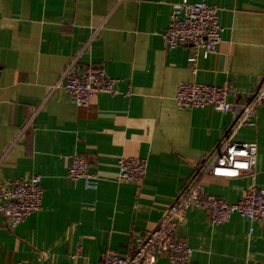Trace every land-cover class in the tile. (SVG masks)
I'll return each instance as SVG.
<instances>
[{"label":"crops","instance_id":"0c3cea01","mask_svg":"<svg viewBox=\"0 0 264 264\" xmlns=\"http://www.w3.org/2000/svg\"><path fill=\"white\" fill-rule=\"evenodd\" d=\"M179 1L0 0V183L39 174L44 189L42 208L16 229L0 213V264H102L107 250L128 251L226 136L258 144L256 167L234 179L205 176L208 193L234 204L251 185L264 187V106L254 125L233 131L236 111L181 109L175 100L181 82L227 85L239 94L231 101L252 99L264 81V0H190L217 6L223 27L217 53L198 52L196 73L193 49H169L164 38ZM77 57L80 67L104 65L119 93L79 106L54 89ZM76 154L98 173L97 186L68 178ZM128 156L149 161L140 183L118 182ZM176 237L195 249L187 264L264 262V219L234 214L214 225L193 209Z\"/></svg>","mask_w":264,"mask_h":264},{"label":"built area","instance_id":"2783aa9c","mask_svg":"<svg viewBox=\"0 0 264 264\" xmlns=\"http://www.w3.org/2000/svg\"><path fill=\"white\" fill-rule=\"evenodd\" d=\"M222 31L217 6L203 1L181 0L171 4L170 21L164 38L169 49L182 45L193 49L194 53L188 58V62L196 73L198 52L202 51L204 58L217 53ZM77 63L78 57L69 64L54 89L63 87L79 106L88 105L91 98L98 93H119L118 80L106 72L104 65L89 63L80 67ZM231 95L236 99L239 97L238 92L232 91L227 85L181 82L175 100L181 109L212 106L221 112L236 111L238 118L233 131L244 124L254 125L253 119L264 106V81L258 92L246 103L239 100L231 101L229 99ZM30 124L31 120L19 132L13 143L25 134ZM257 153V143L233 142L226 136L209 154L181 195L164 212L155 229L144 235L137 234L132 247L126 252L107 250L103 255L102 264H152L159 256H167L174 264H187L195 249L186 241L177 238L176 230L185 220L187 212L193 209H202L214 225L229 222L234 214H239L252 223L263 220L264 187L251 185L239 202L231 204L208 193L202 181L205 176L234 179L252 173L256 167ZM118 163L117 179L120 183H140L147 175L149 161L145 157H121ZM68 178L83 179L93 186L99 182V175L91 168L88 158L79 154L72 157ZM42 182V176L36 174L28 179L11 178L0 183V213L10 229H16L42 208L44 196Z\"/></svg>","mask_w":264,"mask_h":264}]
</instances>
